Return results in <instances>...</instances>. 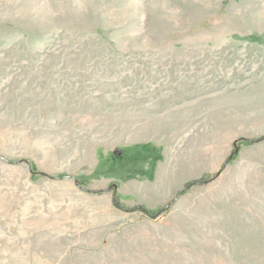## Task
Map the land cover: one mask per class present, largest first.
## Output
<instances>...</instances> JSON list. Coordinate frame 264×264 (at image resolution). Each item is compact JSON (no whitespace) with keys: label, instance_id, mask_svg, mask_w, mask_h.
<instances>
[{"label":"rangeland","instance_id":"rangeland-1","mask_svg":"<svg viewBox=\"0 0 264 264\" xmlns=\"http://www.w3.org/2000/svg\"><path fill=\"white\" fill-rule=\"evenodd\" d=\"M263 137L264 0H0V264H264Z\"/></svg>","mask_w":264,"mask_h":264},{"label":"trees","instance_id":"trees-1","mask_svg":"<svg viewBox=\"0 0 264 264\" xmlns=\"http://www.w3.org/2000/svg\"><path fill=\"white\" fill-rule=\"evenodd\" d=\"M160 158L158 147L150 143H143L123 148L119 153L111 152L106 159L99 162L96 170L99 171V175L121 177L126 176V174H132L131 171H137L136 173L147 174L150 177L156 161ZM146 164L149 168L145 171L143 166ZM83 183L78 181L77 185L81 186Z\"/></svg>","mask_w":264,"mask_h":264},{"label":"water","instance_id":"water-1","mask_svg":"<svg viewBox=\"0 0 264 264\" xmlns=\"http://www.w3.org/2000/svg\"><path fill=\"white\" fill-rule=\"evenodd\" d=\"M236 143V141L234 142V144ZM235 151H236V148H235ZM230 157H231V155H230ZM220 173V171L217 173V174H219Z\"/></svg>","mask_w":264,"mask_h":264}]
</instances>
